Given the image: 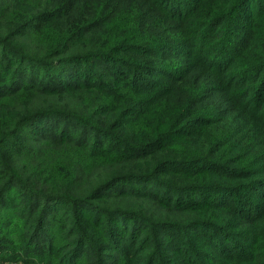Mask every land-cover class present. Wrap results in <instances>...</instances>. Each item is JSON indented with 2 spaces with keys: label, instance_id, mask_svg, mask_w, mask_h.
I'll return each instance as SVG.
<instances>
[{
  "label": "trees",
  "instance_id": "trees-1",
  "mask_svg": "<svg viewBox=\"0 0 264 264\" xmlns=\"http://www.w3.org/2000/svg\"><path fill=\"white\" fill-rule=\"evenodd\" d=\"M251 3L0 6V48L17 57L0 61V211L15 185L19 203L29 199L0 212L28 227L17 257L264 264V0ZM51 30L27 50L25 38ZM28 91L45 97L30 103ZM215 92L240 107H219ZM19 96L22 111L6 103ZM5 153L33 160L39 178L21 177L28 171Z\"/></svg>",
  "mask_w": 264,
  "mask_h": 264
},
{
  "label": "rangeland",
  "instance_id": "rangeland-1",
  "mask_svg": "<svg viewBox=\"0 0 264 264\" xmlns=\"http://www.w3.org/2000/svg\"><path fill=\"white\" fill-rule=\"evenodd\" d=\"M74 1H77V0H74ZM108 1L112 3V8L115 11L120 10L121 8L132 6L134 3V0H108ZM257 1L258 0H254V1L252 0V3H251L252 6H257L258 5ZM7 2H8V0L0 1V6H2L3 4H5ZM249 5H250V0H249ZM149 6H151V5L149 4ZM155 16H156L155 12L146 13L145 14V18H147L146 22H151ZM214 26L215 27L219 26V24H215ZM52 34H53V31L52 32H41L32 38H28V37L25 38L24 42H27V44H25L28 47L27 50H36L33 48H38L44 42H47V40L51 36H53ZM35 52L37 53V55H40L39 49L37 51H34L33 53H35ZM11 57L13 58L15 56L12 54V52L10 50L0 48V61L1 62L6 60L7 58H11ZM13 60L16 61L17 57L15 59L13 58ZM240 68H242V67L240 66ZM248 74H250V71L248 72ZM238 75L239 76H245V69L241 70L238 73ZM239 76H237V80H238ZM209 77H211V76H209ZM211 79L214 80L212 77H211ZM211 79L207 81L208 84H211V82H212ZM240 85H241V83L234 82L232 84L231 91L232 92H238L239 91L238 87ZM25 95H26V97H24V98L29 100L30 103L37 102L42 97L43 98L45 97L42 93H34V92H30V91L26 92ZM30 95H32V97ZM19 97H21V96H19ZM210 97L213 100H215V102L219 103V105H220L219 107L224 106L227 109H230L233 106L238 107V108L240 107V106L236 105V103L231 99H229L228 102L224 103L223 99H221V93H219V92L212 93ZM239 97H241V96H239ZM6 103L10 108H12L14 110H21V111L25 107V104H26L23 102V97H21L19 102L18 101H7ZM39 111H40V109H35V110L30 111L29 113H31V114L32 113H39ZM20 117H22V116H20ZM22 121H26V120H22ZM76 122L77 121L73 122V125H75ZM88 128L91 129L90 127H88ZM89 135H90L89 138H92L93 131H89ZM110 140H112V139L110 137H108L107 142H110ZM90 141H91V139H90ZM113 142H115V141H113ZM56 154H57V152L53 151L51 153V156L53 158H55ZM3 156L5 158H8V157L9 158H15L20 164H22V168L28 172H22L21 177L26 178L27 180H34V179L36 180L37 178H39L40 175H38L37 172H29V171H31L29 162H32L33 160L28 161L24 156L15 157V155L8 154V153L3 154ZM171 167L173 169V167H178V166L172 165ZM140 174H147V172H141ZM157 174H158V176H160L159 173H157ZM164 178L165 177L160 176L157 178V180L159 182L164 183ZM165 181L168 182V180H166V179H165ZM154 186H156L157 188L160 187L158 185H154ZM20 189L21 188L19 186L17 187L16 185H15V187H13L11 193L7 197V201L9 203L5 204L4 208L0 211L2 214L5 213V211L8 209H11L13 211H19L24 207L27 208V205L29 202L28 198H27V200H28L27 203H22V202L19 203V200H21L23 198L22 197L23 193L20 191ZM13 192H14V194H13ZM55 204H57V203H55ZM22 222H23V220L20 218H14L13 219V218L7 217V216L0 218V248L4 247V250H0V264H42V262L40 260H38L39 256H41L38 251H36L35 254H31V256H28V255H25V256L19 255V257L16 256L17 253L20 252V251H18V247H24L25 246L24 241H23V235L25 234V232H27L28 227H24L22 225ZM11 230H13L12 233H10ZM44 230H45V232H47L46 229H44ZM42 242L43 241L40 240V243L38 242V244H42ZM6 246H9L10 248L14 247L17 249L16 250L11 249L12 251H10L8 249V247L6 248ZM44 248H46V247H44ZM21 252H23V250Z\"/></svg>",
  "mask_w": 264,
  "mask_h": 264
}]
</instances>
